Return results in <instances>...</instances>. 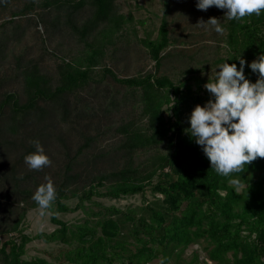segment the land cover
Segmentation results:
<instances>
[{
  "label": "trees",
  "instance_id": "1",
  "mask_svg": "<svg viewBox=\"0 0 264 264\" xmlns=\"http://www.w3.org/2000/svg\"><path fill=\"white\" fill-rule=\"evenodd\" d=\"M38 5L48 9L41 18L46 30L69 28L84 48L70 60L62 58L55 74L43 72L36 60L23 62L18 56L23 99L11 90L0 98V159L23 147L17 159L23 160L22 173L15 164L6 169L5 159L0 163V264L199 263L198 254L181 261L192 243L202 245L215 264H264V158L257 157L241 173L232 174L239 180L237 191L228 178L211 168L202 147L184 131L190 126L187 118L192 109L210 98L203 85L215 78L208 74L211 69L225 60L239 68L241 56L250 63L264 53V12L241 20L223 19L225 32L213 37L216 49L222 47L224 54L191 64L181 75L168 74L161 68L165 59L172 58L168 48L177 40L170 35L167 17L172 0H164L157 36L149 32L139 39L155 62V70L119 77L105 63L108 50L120 37L138 36L136 24L144 21L135 23L131 13L121 12L117 0H29L12 14L30 13ZM51 7L59 12L55 18L50 16ZM215 7L206 10L209 16ZM247 63L246 78L255 82L258 73ZM96 74L125 89L121 97L108 96L100 110L112 113L127 107L135 111L125 110L127 115L108 127L115 137L111 143L87 154L86 148L103 141L105 131L97 126V134L85 135L72 155L63 133H56L55 121L68 122L73 112L79 116V101H70V95L97 81ZM166 109L171 112L167 117ZM28 125L33 128L23 132ZM33 139L40 141L49 158H53V142L61 140L68 160L59 166L53 182L57 198L49 210L56 228L31 236L23 232L22 222L29 209L38 207L31 196L48 173V166L26 169L24 157L35 151ZM166 141V151H159ZM141 153H147V158L141 159ZM147 189L154 201L146 199ZM138 193H143L144 203L127 209L93 200L94 196L120 198ZM71 197L78 198L75 206L65 202ZM77 210L85 213L78 222L58 216ZM35 238L61 242L68 248L51 254L52 260L24 257L26 245Z\"/></svg>",
  "mask_w": 264,
  "mask_h": 264
},
{
  "label": "rangeland",
  "instance_id": "2",
  "mask_svg": "<svg viewBox=\"0 0 264 264\" xmlns=\"http://www.w3.org/2000/svg\"><path fill=\"white\" fill-rule=\"evenodd\" d=\"M28 1L0 0V43L2 45L0 47V57H3L0 58V98L4 91L11 90L17 91L23 99V83L19 81L21 77L18 76L19 70L16 68L18 67L16 61L18 56L21 57L23 62L36 60L40 63L43 72L55 74L58 64L62 62V58L70 60L72 56L77 55L84 48V44L77 41V37L74 36L72 30L69 28L64 29L60 27V29L56 26L46 30V25L41 22V18L44 17L45 13H48V9H42L38 5L30 13L13 16L12 12L20 10ZM196 2L197 0H172L173 9L167 17L170 35L177 42L168 48L169 51H172L173 56L170 59L164 60L161 72L168 74L178 73L181 75V70L186 69L191 64L224 54L222 47L216 49V42L213 37L216 32L211 29V26H209L208 30H205V28L197 25L201 20L207 21L210 17H217L222 21L224 19L223 9L215 7L213 14L209 16L207 11L196 8ZM117 3L120 6L121 12L126 15L130 13L133 15L135 23L140 20L144 21V23L136 24L138 36L128 35L126 38L120 37L117 44L109 48L105 63L119 77H129L138 73L154 71L155 62L139 39L146 37L149 32H152V37L157 36L161 18L164 15V0H117ZM49 10L51 11L50 16L52 18H55L59 13L53 7L49 8ZM84 10H87V8ZM124 32L126 34L127 31L124 30ZM8 35L11 36L10 39L4 40ZM220 45L222 46L223 44L221 43ZM215 69H211L208 74L215 76ZM95 77L98 79L97 81L93 80L84 89L78 90L79 93L77 95H70V101H79V107H81L79 110L78 108L76 109L79 112V116L77 117L73 112L68 122L55 121L56 123L58 122L55 131L58 134L63 133V137L68 143L72 155L75 153L78 145L84 141L85 135L97 134V126H99L100 130L105 131L101 135V137L104 136L102 137L103 141L94 143L91 147L86 148L87 154L96 152L99 149L97 146L102 147L111 143L115 137L108 130V127L112 123L119 121L122 116H126L125 110L129 111V113L135 111L127 107L114 109L112 113L100 110V106L104 107L108 96L121 97L125 89L112 79H101V74H96ZM193 89L196 90L195 85H193ZM87 103H89V107L87 105L84 106ZM89 112H91L90 115H88ZM170 114V110L166 109L165 116L167 117ZM26 127L23 132L33 128L31 125ZM23 132L20 134V137L23 136ZM53 145L55 146L52 154L53 158H50L51 164L47 167L48 173L41 179V184L46 183L48 180L54 182L58 177L55 174L59 166H62L63 161L68 160L64 156L65 147L63 142L56 139ZM166 146L167 141L160 146L159 151H166ZM22 153L23 147L12 152L10 151L6 159L4 158L6 160L5 164H7L6 169L15 164L19 168V171H21L20 173H22L23 160L21 162L17 161ZM87 154H84L83 160H85ZM146 155L147 153H141L139 156L141 159H146ZM4 159H0V163H3ZM26 169L28 170L29 168L26 167ZM76 169L80 170L79 168ZM82 176L81 179L84 180L86 176L85 171H83ZM145 197L149 201H154L155 199L149 189L145 192ZM93 200L107 206L115 205L121 209H127L128 207L144 203L143 193L120 198L94 196ZM77 201V197L65 200L70 206H75ZM94 206L97 207L96 205ZM41 211L39 207L31 208L27 211V215L21 226L24 233L34 236L41 231L50 232L56 228V224L51 221L52 212L47 209L44 210V214H41ZM58 216L69 223H74L83 219L85 213L82 210H77L74 212H62ZM14 234L16 237L19 236L18 232ZM0 235L3 234L0 233ZM63 248H68V246L61 242L48 243L42 239L35 238L26 245L24 257L41 256L52 260L50 255H58ZM194 254H198L199 263L193 264H215L208 259L204 247L197 243L189 245L183 255L184 259L181 261L185 263L191 260ZM169 264H175V261Z\"/></svg>",
  "mask_w": 264,
  "mask_h": 264
},
{
  "label": "clouds",
  "instance_id": "3",
  "mask_svg": "<svg viewBox=\"0 0 264 264\" xmlns=\"http://www.w3.org/2000/svg\"><path fill=\"white\" fill-rule=\"evenodd\" d=\"M210 6L226 9L224 19L241 20L253 14L264 12V0H197L196 8L207 10ZM199 26H209L217 34H223L225 27L217 17L201 20ZM239 68L227 60L216 66L215 78L203 87L210 98L203 105L197 104L188 116L189 127L184 131L202 147L211 168L228 178L230 185L237 186L239 180L233 173H241L244 166L257 157L264 158V53L258 59L247 63L242 56ZM258 73L252 82L246 78L245 65ZM219 69V71H217ZM35 151L24 157L29 169L40 170L51 164L44 146L38 139L30 141ZM57 198L56 188L51 180L37 187L31 199L42 210L49 209Z\"/></svg>",
  "mask_w": 264,
  "mask_h": 264
}]
</instances>
